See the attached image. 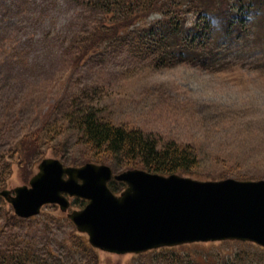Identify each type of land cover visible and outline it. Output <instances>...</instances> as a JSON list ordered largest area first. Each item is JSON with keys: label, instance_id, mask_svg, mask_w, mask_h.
Returning <instances> with one entry per match:
<instances>
[{"label": "rangeland", "instance_id": "rangeland-1", "mask_svg": "<svg viewBox=\"0 0 264 264\" xmlns=\"http://www.w3.org/2000/svg\"><path fill=\"white\" fill-rule=\"evenodd\" d=\"M85 1L0 0V123L10 125L1 135L3 147L37 127L44 114L58 115L63 101L78 96L80 103L98 108L116 124L153 133L162 143L191 145L200 161L186 176L264 179V41L221 69L188 62L156 69L123 46H97L82 55L97 21ZM50 144L43 147L44 158H60L67 165L82 153L72 130ZM99 163L109 164L115 173L125 170L111 161ZM37 171L38 163L27 171L15 164L6 187L28 183ZM71 200V209L87 203ZM5 207L14 213L10 203ZM3 213L0 223L24 242L33 241L49 264L84 263L94 253L97 264H220L242 253L252 255V264H264L261 245L250 241H201L143 255L117 254L93 247L88 234L56 204L24 221L11 222ZM83 239L95 251L84 250Z\"/></svg>", "mask_w": 264, "mask_h": 264}, {"label": "trees", "instance_id": "trees-1", "mask_svg": "<svg viewBox=\"0 0 264 264\" xmlns=\"http://www.w3.org/2000/svg\"><path fill=\"white\" fill-rule=\"evenodd\" d=\"M85 4L97 21L82 55L97 46H123L156 69L181 62L221 69L230 61L243 58L245 49L253 50V43L261 46L264 41V0H86ZM153 15L158 17L152 18ZM80 100L76 96L63 101L61 114H44L33 130L23 131L6 147L0 144V191L6 188L15 164L24 171L33 168L44 158V145H52L68 130L75 133L76 144L82 151L70 161L71 165L88 160L111 161L116 169L139 167L165 175L195 172L200 160L191 145L175 140L162 143L153 133L116 124L101 115L98 108ZM9 127V122L0 123V140ZM113 183L115 191L126 186L116 180ZM0 205L6 220H26L6 211L8 203L1 194ZM11 229L0 223V264H49L48 258L39 257L33 241L24 242L18 233L11 234ZM80 243L84 250L95 251L84 239ZM233 256V260L220 264L253 263L250 254ZM97 260L94 253L89 261L76 264H97ZM172 260L177 262L175 255Z\"/></svg>", "mask_w": 264, "mask_h": 264}, {"label": "water", "instance_id": "water-1", "mask_svg": "<svg viewBox=\"0 0 264 264\" xmlns=\"http://www.w3.org/2000/svg\"><path fill=\"white\" fill-rule=\"evenodd\" d=\"M38 169L28 183L0 191L15 214L30 218L57 204L103 251L138 254L217 240L264 247V179L201 180L142 168L115 173L109 164L66 165L56 157L42 159ZM112 179L126 183L119 194ZM71 197L88 202L69 211Z\"/></svg>", "mask_w": 264, "mask_h": 264}]
</instances>
